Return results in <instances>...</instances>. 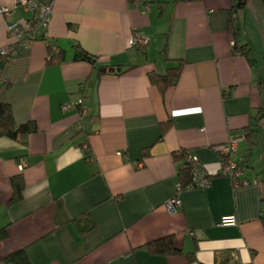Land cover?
Segmentation results:
<instances>
[{"label": "crops", "instance_id": "obj_1", "mask_svg": "<svg viewBox=\"0 0 264 264\" xmlns=\"http://www.w3.org/2000/svg\"><path fill=\"white\" fill-rule=\"evenodd\" d=\"M39 2L52 6L49 43L39 29L20 44L7 24L34 13L0 0L11 11L0 12V50L12 47L0 54V102L16 124L35 126L0 136V256L24 249L31 264H264V152L254 158L264 130V71L255 58L264 53L261 0L239 12L253 66L232 54L231 0H141L146 11L133 0ZM135 30L148 38L143 50L128 45ZM49 44L61 62H48ZM80 49L94 63L76 60ZM179 64L176 85L162 95L148 73ZM111 65L134 68L116 75ZM236 134L248 182L239 187L219 174V148ZM179 150L207 173V187L178 189ZM19 175L22 197L10 203ZM174 196L181 205L168 211ZM226 215L236 223L222 224ZM85 217L93 227L80 232L75 221ZM166 236L195 261L145 246Z\"/></svg>", "mask_w": 264, "mask_h": 264}, {"label": "trees", "instance_id": "obj_2", "mask_svg": "<svg viewBox=\"0 0 264 264\" xmlns=\"http://www.w3.org/2000/svg\"><path fill=\"white\" fill-rule=\"evenodd\" d=\"M262 5H264V0H261ZM231 7L227 11V31L232 35L233 45H232V54H242L247 59L248 63L253 66L254 60L252 57V49L249 47L248 43H243L240 39V34L238 31L239 28V12L245 6L246 0H231ZM49 59L50 63H59L63 60L61 51H54L52 46H48ZM76 60H87L91 63H94L96 58L93 55L88 54L82 49L78 50L75 55ZM262 62H264V55H262ZM134 68V66H128L123 68L120 65L114 66L111 65L108 69L110 72L119 75L127 70ZM182 66L179 64L176 67H170L166 70L164 74H159L155 71L148 73L149 81L152 85H155L159 92L164 95L167 89L176 85L179 76L181 74ZM264 84V82H262ZM169 122V121H168ZM162 123L161 125V134L163 136L164 132L168 128L169 124ZM35 129L33 123H28L25 125H18L13 119L11 108L8 104L0 102V136H6L11 139H16L20 134H26ZM251 132V131H250ZM246 135L247 139L250 140L251 133ZM173 157L176 162H178L179 167L177 171V180H178V189L182 190L188 187L192 178V165L189 161V155L185 150H179L178 152L173 153ZM245 165L243 159H238ZM246 167V165H245ZM11 183L13 186V195L10 199V203H14L21 199L22 190H23V179L22 176H15L11 178ZM264 201V200H262ZM261 221L264 223V210H262ZM84 224L81 225V219L75 221L77 229L80 232H86L92 229L93 222L89 217H85ZM7 237V228H0V240H4ZM151 252L161 255H176L182 256L187 263H193L195 261L194 254L183 253L181 249L175 247L173 239L171 236H166L148 242L145 245ZM0 264H31L27 253L24 249L17 250L15 252L9 253L6 256H0ZM202 264V263H199Z\"/></svg>", "mask_w": 264, "mask_h": 264}, {"label": "built area", "instance_id": "obj_3", "mask_svg": "<svg viewBox=\"0 0 264 264\" xmlns=\"http://www.w3.org/2000/svg\"><path fill=\"white\" fill-rule=\"evenodd\" d=\"M137 4H141L143 10L149 9V4H142L141 0H133ZM17 3L22 5L26 10H30L34 13L33 18L26 20L24 23L9 22L7 24V31L11 38L16 43L25 44L27 41L37 37L39 29H44V38L49 43L48 36L46 34L52 6L50 4H43L39 0H17ZM3 14L8 18L11 14L10 10L4 9ZM148 43V38L139 31H134L128 38V45L138 50H143ZM12 51V47L8 46L0 50L1 55H8ZM67 106H63L66 109ZM243 135L236 134L230 136L228 140L219 148L222 156L221 166L219 174L228 178L233 187H239L246 185L247 179L244 176L246 167L236 158V154L240 143L243 141ZM189 161L192 165V178L187 188H205L210 184V179L207 173L200 167L197 160L192 156H189ZM24 164L20 165L23 168ZM181 205V201L177 196L169 199L165 206L168 211H173ZM222 224H235L236 219L233 215L223 216L221 219Z\"/></svg>", "mask_w": 264, "mask_h": 264}, {"label": "rangeland", "instance_id": "obj_4", "mask_svg": "<svg viewBox=\"0 0 264 264\" xmlns=\"http://www.w3.org/2000/svg\"><path fill=\"white\" fill-rule=\"evenodd\" d=\"M240 39L242 40L243 43L247 42L241 35H240ZM262 55H264V53H261V55L258 53V55H255V58L258 59L257 66L259 67V69H262L261 71H264V62H262ZM262 129H264V127H262L261 130ZM259 133L260 134L257 137H255V139L259 138L260 143L256 145V149L254 151V158L261 157L262 152H264V130H262V132Z\"/></svg>", "mask_w": 264, "mask_h": 264}]
</instances>
